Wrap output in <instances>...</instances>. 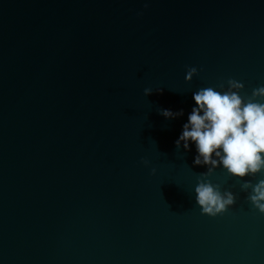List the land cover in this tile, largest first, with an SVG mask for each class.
I'll list each match as a JSON object with an SVG mask.
<instances>
[{"label": "water", "instance_id": "obj_1", "mask_svg": "<svg viewBox=\"0 0 264 264\" xmlns=\"http://www.w3.org/2000/svg\"><path fill=\"white\" fill-rule=\"evenodd\" d=\"M229 79L264 86V0H0V264H264V173L175 143ZM202 181L234 205L203 214Z\"/></svg>", "mask_w": 264, "mask_h": 264}, {"label": "clouds", "instance_id": "obj_2", "mask_svg": "<svg viewBox=\"0 0 264 264\" xmlns=\"http://www.w3.org/2000/svg\"><path fill=\"white\" fill-rule=\"evenodd\" d=\"M197 71L195 67L189 68L186 80L191 81ZM243 88L242 82L229 79L227 87L221 82L215 87L194 92L195 106L175 142L177 147L182 143L185 149L195 145L196 165L223 166L229 175L240 180L264 173V103L252 98L264 97V86L254 89L247 102L240 94ZM151 91L150 88L144 89L145 95ZM162 115L174 119L183 115V110L164 109ZM240 187L252 205L264 213V179L255 184L243 180ZM195 192L202 213L210 216L227 211L236 201L232 191H222L211 181L200 182Z\"/></svg>", "mask_w": 264, "mask_h": 264}]
</instances>
